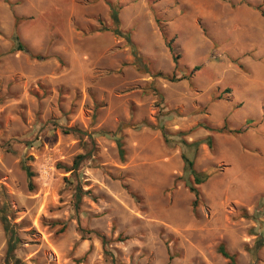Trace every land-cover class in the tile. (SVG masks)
<instances>
[{"label": "rangeland", "instance_id": "obj_1", "mask_svg": "<svg viewBox=\"0 0 264 264\" xmlns=\"http://www.w3.org/2000/svg\"><path fill=\"white\" fill-rule=\"evenodd\" d=\"M262 12L264 0H0V264L1 212L18 264H228L222 242L253 264L244 246L264 236ZM15 35L44 59L16 50ZM224 124L240 132L208 129ZM182 153L210 175L196 210ZM76 184L87 191L79 208ZM256 257L264 264V247Z\"/></svg>", "mask_w": 264, "mask_h": 264}, {"label": "trees", "instance_id": "obj_2", "mask_svg": "<svg viewBox=\"0 0 264 264\" xmlns=\"http://www.w3.org/2000/svg\"><path fill=\"white\" fill-rule=\"evenodd\" d=\"M113 14H114V20L118 21L117 13L115 12ZM262 15L264 16V12H262ZM157 23L160 25V29L162 31V34H163L165 40H166V45H167L168 49L170 50V52L172 53L174 61L177 62V59L179 56L174 51L175 50V46L173 44L174 38H168V33L165 30V28L162 26L161 21L159 19H157ZM14 39L16 41V46H15L16 50L22 51V52L30 55L32 58H35L37 60H43L44 59V56H42L40 54H35L27 45H25L20 40L19 35H15ZM198 69H199V66H195L193 71L198 70ZM158 75H161L170 81L181 80V78H176L173 75L170 76V75L162 74V73H158ZM208 129L213 130V131H217V132H227V133H231V134H235V133L240 132V129L229 128L227 126V124H224L223 126H221L219 128H211L210 126H208ZM69 132H72V133H75L78 135L88 134V133L83 132L77 128H71V129H69ZM183 133L184 132H179V133H177V135H182ZM164 135H167V133L164 132ZM88 136H89L90 141L93 142L92 135L89 134ZM206 141L211 146L212 138L208 137L206 139ZM118 147H119L120 155L124 159L125 154H126V150L123 147L122 141H118ZM90 152H91V149L87 154L77 155L76 158L74 159L73 166L71 169H73L76 172L80 168V165L82 164V162L88 157ZM181 157H182V160L184 162V169L186 171H188L190 174H192V176H193V181L190 185V191L194 194V198L192 200V207L194 210H196L197 207L199 206L200 201H201V192L199 189V185L206 182L208 180V178L210 177V175L206 172H201V171L197 170L195 167L194 160L189 158L185 153H182ZM24 169L26 170L27 176L29 178L34 176V173L30 170L29 166L25 165ZM86 193H87V191L83 190L79 184H76L74 186V199H75L74 203H75L76 208H79L81 198ZM132 195L136 196L135 193H132ZM256 211H259V213H261V215L264 217V207L261 208V206H260L256 209ZM1 213H2L1 214V220H2L3 229L8 236L4 264H18L19 260L15 256V250L17 248V245H18L20 239H19V236L15 230V224L11 223V221L4 214V212H1ZM239 216L246 218V219L251 218V215L248 213L247 209H245V208L241 209V214ZM64 227L65 226H63V228ZM262 247H264V236L263 235L257 236L255 238L252 246L245 244L244 249L250 253L252 258L255 257V258H253L254 259L253 264L258 263L259 258H257L256 255ZM218 252L222 255V257H224L225 259L228 260V264H240L238 259H237L238 253L230 252L226 248L224 242L219 244Z\"/></svg>", "mask_w": 264, "mask_h": 264}]
</instances>
